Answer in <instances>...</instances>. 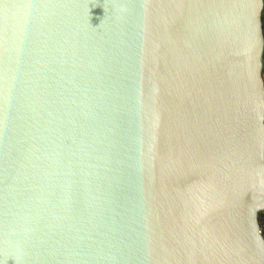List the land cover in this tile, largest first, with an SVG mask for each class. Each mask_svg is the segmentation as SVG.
Returning <instances> with one entry per match:
<instances>
[{
    "label": "water",
    "instance_id": "95a60500",
    "mask_svg": "<svg viewBox=\"0 0 264 264\" xmlns=\"http://www.w3.org/2000/svg\"><path fill=\"white\" fill-rule=\"evenodd\" d=\"M264 0H0V264H264Z\"/></svg>",
    "mask_w": 264,
    "mask_h": 264
},
{
    "label": "built area",
    "instance_id": "2783aa9c",
    "mask_svg": "<svg viewBox=\"0 0 264 264\" xmlns=\"http://www.w3.org/2000/svg\"><path fill=\"white\" fill-rule=\"evenodd\" d=\"M264 212H261L259 215V226H260V233L264 239V219H263Z\"/></svg>",
    "mask_w": 264,
    "mask_h": 264
},
{
    "label": "rangeland",
    "instance_id": "374dc122",
    "mask_svg": "<svg viewBox=\"0 0 264 264\" xmlns=\"http://www.w3.org/2000/svg\"><path fill=\"white\" fill-rule=\"evenodd\" d=\"M262 17H263V25H264V9H263ZM263 78H264V72H263Z\"/></svg>",
    "mask_w": 264,
    "mask_h": 264
},
{
    "label": "trees",
    "instance_id": "16d2710c",
    "mask_svg": "<svg viewBox=\"0 0 264 264\" xmlns=\"http://www.w3.org/2000/svg\"><path fill=\"white\" fill-rule=\"evenodd\" d=\"M263 219H264V215H263Z\"/></svg>",
    "mask_w": 264,
    "mask_h": 264
}]
</instances>
